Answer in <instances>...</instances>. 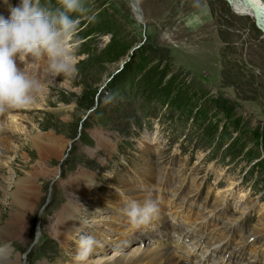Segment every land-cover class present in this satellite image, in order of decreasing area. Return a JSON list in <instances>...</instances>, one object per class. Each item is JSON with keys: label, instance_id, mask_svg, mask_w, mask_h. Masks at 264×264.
<instances>
[{"label": "rangeland", "instance_id": "rangeland-1", "mask_svg": "<svg viewBox=\"0 0 264 264\" xmlns=\"http://www.w3.org/2000/svg\"><path fill=\"white\" fill-rule=\"evenodd\" d=\"M18 2L0 0V15ZM82 3L84 12L71 13L76 73L54 76L46 59L21 55L19 69L40 83L36 101L0 111V220L10 219L2 198L15 179L34 187L21 233L7 241L11 252L21 264H96L165 243L182 263L264 264L262 27L227 0H137L141 19L132 0ZM100 20L131 44L115 62ZM127 62L139 75L114 92ZM179 90L189 105L173 104ZM211 100L222 107L207 126L193 103ZM219 132L230 134L228 144ZM35 135L53 144L35 152ZM240 136L252 143L242 148ZM129 199H151L158 214L133 227L121 212ZM168 220L183 231L154 237L150 226ZM88 234L97 243L81 260L77 242Z\"/></svg>", "mask_w": 264, "mask_h": 264}, {"label": "clouds", "instance_id": "clouds-1", "mask_svg": "<svg viewBox=\"0 0 264 264\" xmlns=\"http://www.w3.org/2000/svg\"><path fill=\"white\" fill-rule=\"evenodd\" d=\"M82 0H59L56 7L43 0H19L9 6L8 16L0 15V111L19 110L33 105L40 83L17 66V58H44L54 76H73L76 46L71 43L79 20L71 13H82ZM158 205L151 199L142 204L129 199L121 209L133 227L147 225L158 214ZM95 238L81 235L78 259H84L96 245Z\"/></svg>", "mask_w": 264, "mask_h": 264}, {"label": "bare ground", "instance_id": "bare-ground-1", "mask_svg": "<svg viewBox=\"0 0 264 264\" xmlns=\"http://www.w3.org/2000/svg\"><path fill=\"white\" fill-rule=\"evenodd\" d=\"M227 1L232 4L234 12L238 15L253 17L254 22H257V26L259 24L262 28H260L259 26L258 27L261 30L263 29L262 31L264 32V4L260 0ZM136 7V3H132V8L135 13L134 15H136L137 19H141V14L137 12ZM2 119L3 117L2 115H0V120ZM30 142L32 145L31 147L35 152L36 148L47 149L51 144H53L52 139H50L48 136L44 138H39V136L36 137V135L35 137L31 136ZM11 186L13 187V192L4 195L2 198L6 202L8 201L11 207L8 210L10 219L6 220L5 222L0 220V264H21V259L14 256V254L11 252V248L7 245V241L11 238L18 239L19 234L21 233V230L26 221L25 218L31 212L32 208L31 204L33 199L32 194L34 191V187L32 188V186L26 180L20 179L19 177L18 179H15V182L13 181V184ZM144 189L147 190L146 188ZM59 216H61L63 224L69 223L71 226L75 225V221H73L72 215L70 216L69 214L61 213ZM57 223L59 224L60 222L58 221ZM169 227L177 229L176 234L183 231V225L180 222L177 221L175 223H172L169 220L167 222L161 221L160 225H151L150 231L155 234L154 237H157V235L161 234L162 231ZM119 239L125 240L123 237H120ZM164 241L165 240L161 241V243H164ZM139 249L140 250L136 253H122L117 257L108 260L107 262L99 261L96 264H187L183 260L184 258L180 256L181 253H178V248L176 249L177 255L181 259L183 258L182 261H184L185 263H182L179 258L175 256L174 250H172L171 247L166 245L165 243L161 245H152L150 247L141 246L139 247ZM230 257L231 256H229V258ZM232 257L235 258V256Z\"/></svg>", "mask_w": 264, "mask_h": 264}, {"label": "trees", "instance_id": "trees-1", "mask_svg": "<svg viewBox=\"0 0 264 264\" xmlns=\"http://www.w3.org/2000/svg\"><path fill=\"white\" fill-rule=\"evenodd\" d=\"M99 24V29L98 31H100L101 33H109L111 34V38L109 43L106 46V52L108 54V56L111 58V60L108 61H117L118 59L124 57L125 55H127L128 51L131 49V44L126 43L124 41L118 40L116 38V31L113 28V26H111L112 24H110V22H105V20H100V22H98ZM123 73L122 76L120 75L117 80H116V85H115V91L114 92H120L122 91V89H126V88H130L133 87L132 85V81L133 79L137 78L138 74V70H135L134 64L132 63H125V65L123 66ZM167 90V89H166ZM165 90V93H167ZM168 91V90H167ZM185 91L183 90H179L178 92L175 93V96L173 97V104H188L190 103V101L192 99H190L189 96H187V94L184 93ZM189 99V100H187ZM197 101H195V104L193 103V105H195L194 109H196L195 111V115L200 116V119L206 123L207 126L209 125H215L211 120L212 116L214 115V113H211L213 109L215 110H219L221 111L219 108L222 107V105L217 102V101H208V102H201V104L199 106H196ZM98 107V106H97ZM101 107V105H100ZM146 109V108H144ZM215 129V127H214ZM213 129V130H214ZM215 132V130H214ZM217 139L219 140L218 143L221 144H228L229 138L231 137L230 134L226 136V134L224 133H217ZM241 141H244V145L242 146V148H244L245 144L247 145L248 143H252L251 140H248L249 138H245L240 136Z\"/></svg>", "mask_w": 264, "mask_h": 264}, {"label": "water", "instance_id": "water-1", "mask_svg": "<svg viewBox=\"0 0 264 264\" xmlns=\"http://www.w3.org/2000/svg\"><path fill=\"white\" fill-rule=\"evenodd\" d=\"M132 3H136V5H137V7H136L137 12H138L139 14H141V11H140L139 6H138V3H137V0H132ZM255 23H256V26H257V22H255ZM262 30H263V29H262Z\"/></svg>", "mask_w": 264, "mask_h": 264}]
</instances>
